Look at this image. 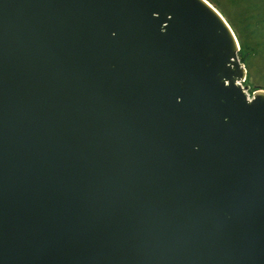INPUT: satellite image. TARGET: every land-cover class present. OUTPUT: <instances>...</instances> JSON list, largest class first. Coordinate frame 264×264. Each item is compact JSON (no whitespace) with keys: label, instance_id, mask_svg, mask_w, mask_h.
I'll return each instance as SVG.
<instances>
[{"label":"water","instance_id":"95a60500","mask_svg":"<svg viewBox=\"0 0 264 264\" xmlns=\"http://www.w3.org/2000/svg\"><path fill=\"white\" fill-rule=\"evenodd\" d=\"M206 0H0V264H264V90Z\"/></svg>","mask_w":264,"mask_h":264},{"label":"trees","instance_id":"16d2710c","mask_svg":"<svg viewBox=\"0 0 264 264\" xmlns=\"http://www.w3.org/2000/svg\"><path fill=\"white\" fill-rule=\"evenodd\" d=\"M226 20L239 45L237 53L246 70L242 84L251 95L264 90V0H206Z\"/></svg>","mask_w":264,"mask_h":264},{"label":"rangeland","instance_id":"374dc122","mask_svg":"<svg viewBox=\"0 0 264 264\" xmlns=\"http://www.w3.org/2000/svg\"><path fill=\"white\" fill-rule=\"evenodd\" d=\"M240 61V60H239ZM243 65V64H242Z\"/></svg>","mask_w":264,"mask_h":264}]
</instances>
